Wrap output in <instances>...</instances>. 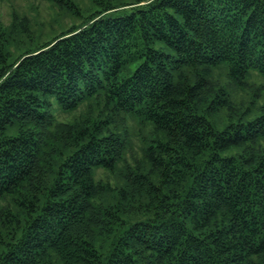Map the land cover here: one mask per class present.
<instances>
[{
    "label": "trees",
    "instance_id": "trees-1",
    "mask_svg": "<svg viewBox=\"0 0 264 264\" xmlns=\"http://www.w3.org/2000/svg\"><path fill=\"white\" fill-rule=\"evenodd\" d=\"M42 1L80 23L0 22V264H264V0Z\"/></svg>",
    "mask_w": 264,
    "mask_h": 264
},
{
    "label": "rangeland",
    "instance_id": "rangeland-1",
    "mask_svg": "<svg viewBox=\"0 0 264 264\" xmlns=\"http://www.w3.org/2000/svg\"><path fill=\"white\" fill-rule=\"evenodd\" d=\"M83 16H87L89 13L93 12L96 8L91 0H72ZM126 2L132 0H124ZM144 4V3H141ZM125 8H118L109 13L107 15L115 16L118 13H121ZM17 11L21 15H25L30 21V32L34 36H38L40 33L49 34L51 31L59 32L62 29L71 27V25H78L80 23L79 18L71 17L65 11L58 9L57 7L51 5L50 3L44 2L42 0H5L0 1V22L4 25H8L11 22V12ZM214 79H222V81L226 82L227 91H230L231 100L237 109L241 107H245L249 105V102L252 100V94L254 88H257L260 84L263 83V80L257 75L253 74L247 80L248 88L246 90L236 88L235 85L227 82L225 80L223 70L214 72ZM251 91V92H250ZM255 104L257 106L264 105V92H262L258 97L254 98ZM232 103V104H233ZM81 111L75 112L71 115H63L60 114V111H56V116L61 121L70 120L73 116H77ZM59 114V116H58ZM128 129L131 135L132 144L136 150L137 158H139V149L141 140L145 138L147 132L150 127H141L135 123L132 118L128 120ZM141 159V158H140ZM98 179L102 181H108L111 186H114V182L116 181L115 177L108 176L103 171H98L97 175Z\"/></svg>",
    "mask_w": 264,
    "mask_h": 264
}]
</instances>
